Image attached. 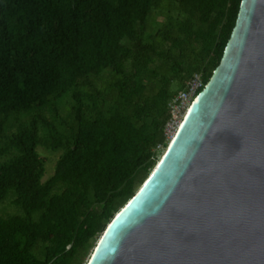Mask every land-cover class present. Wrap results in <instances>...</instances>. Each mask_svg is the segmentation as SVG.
<instances>
[{
	"label": "trees",
	"instance_id": "1",
	"mask_svg": "<svg viewBox=\"0 0 264 264\" xmlns=\"http://www.w3.org/2000/svg\"><path fill=\"white\" fill-rule=\"evenodd\" d=\"M240 2L0 0V206L18 209L0 211V264L86 263L166 148L168 102L218 66ZM38 149L59 153L46 180Z\"/></svg>",
	"mask_w": 264,
	"mask_h": 264
},
{
	"label": "water",
	"instance_id": "2",
	"mask_svg": "<svg viewBox=\"0 0 264 264\" xmlns=\"http://www.w3.org/2000/svg\"><path fill=\"white\" fill-rule=\"evenodd\" d=\"M86 264H264V0Z\"/></svg>",
	"mask_w": 264,
	"mask_h": 264
},
{
	"label": "built area",
	"instance_id": "3",
	"mask_svg": "<svg viewBox=\"0 0 264 264\" xmlns=\"http://www.w3.org/2000/svg\"><path fill=\"white\" fill-rule=\"evenodd\" d=\"M202 86L200 75L195 74L186 82L185 89L178 92L168 102V119L163 128V135L166 142H169L175 136L182 120L185 118ZM160 149L161 146H157L155 150Z\"/></svg>",
	"mask_w": 264,
	"mask_h": 264
},
{
	"label": "rangeland",
	"instance_id": "4",
	"mask_svg": "<svg viewBox=\"0 0 264 264\" xmlns=\"http://www.w3.org/2000/svg\"><path fill=\"white\" fill-rule=\"evenodd\" d=\"M38 152H39V154L42 155L43 157L47 158V164H46V166H45V176H44V178H43V180H46V179L49 178V177L53 174V172H54L55 163H56V161L58 160L59 153H58V154H50V153H48V152H46V151H44V150H42V149H38ZM13 210H14L15 212H18V209H16V208L11 209L10 207L5 206V205L0 206V211H2V212H4V213H7V214L12 213ZM91 250H92V248H91ZM91 250H90V251H91ZM89 253H90V252H89ZM88 256H89V254H88ZM88 256L86 257V260H87ZM86 260H85V261H86ZM84 263H85V262H84Z\"/></svg>",
	"mask_w": 264,
	"mask_h": 264
},
{
	"label": "clouds",
	"instance_id": "5",
	"mask_svg": "<svg viewBox=\"0 0 264 264\" xmlns=\"http://www.w3.org/2000/svg\"><path fill=\"white\" fill-rule=\"evenodd\" d=\"M170 141H171V140H170ZM170 141H169V142H170ZM169 142H167L166 147H167V145L169 144ZM165 149H166V148H165ZM165 149H164V150H165ZM164 150H163V152H164ZM163 152L161 153L160 157L162 156ZM160 157L158 158V160L160 159ZM158 160H157V162H158ZM97 242H98V241H97ZM95 247H96V245H95L94 248L92 249V253H93ZM92 253L90 254V256L92 255ZM90 256H89V257H90ZM89 257H88V259H89ZM88 259H87V261H88ZM87 261H86V263H87ZM86 263H85V264H86Z\"/></svg>",
	"mask_w": 264,
	"mask_h": 264
},
{
	"label": "bare ground",
	"instance_id": "6",
	"mask_svg": "<svg viewBox=\"0 0 264 264\" xmlns=\"http://www.w3.org/2000/svg\"><path fill=\"white\" fill-rule=\"evenodd\" d=\"M163 155V154H162ZM162 157V156H161Z\"/></svg>",
	"mask_w": 264,
	"mask_h": 264
}]
</instances>
